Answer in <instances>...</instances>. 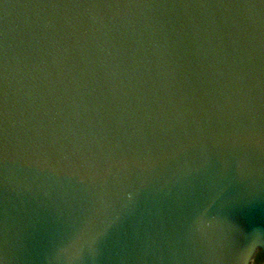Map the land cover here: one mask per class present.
<instances>
[{
  "label": "water",
  "instance_id": "water-1",
  "mask_svg": "<svg viewBox=\"0 0 264 264\" xmlns=\"http://www.w3.org/2000/svg\"><path fill=\"white\" fill-rule=\"evenodd\" d=\"M0 264H264V0H0Z\"/></svg>",
  "mask_w": 264,
  "mask_h": 264
}]
</instances>
